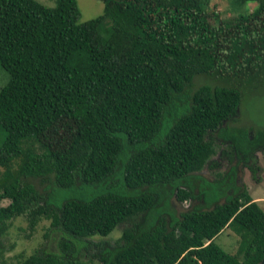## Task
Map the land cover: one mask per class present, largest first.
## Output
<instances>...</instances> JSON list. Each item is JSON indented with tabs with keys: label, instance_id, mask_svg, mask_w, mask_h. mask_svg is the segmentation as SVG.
Segmentation results:
<instances>
[{
	"label": "trees",
	"instance_id": "trees-1",
	"mask_svg": "<svg viewBox=\"0 0 264 264\" xmlns=\"http://www.w3.org/2000/svg\"><path fill=\"white\" fill-rule=\"evenodd\" d=\"M101 1L81 21L77 0H0V235L47 218L57 246L0 264H264V209L246 188L191 202L208 199L192 183L215 136L250 166L226 123L264 77V0H236L255 5L228 19L210 0ZM197 74L229 84L193 87ZM172 195L190 200L178 215ZM226 227L234 253L214 241Z\"/></svg>",
	"mask_w": 264,
	"mask_h": 264
},
{
	"label": "rangeland",
	"instance_id": "rangeland-1",
	"mask_svg": "<svg viewBox=\"0 0 264 264\" xmlns=\"http://www.w3.org/2000/svg\"><path fill=\"white\" fill-rule=\"evenodd\" d=\"M39 1L48 6H54L58 0ZM77 4L80 9L81 21L94 18L103 12L101 0H77ZM254 5L255 2H248L246 5L240 6L236 4V0H210L208 11L223 19H228L236 16L237 13L252 9ZM109 32L110 21L106 20L101 25V33L103 37H106ZM8 79L7 71L0 64V89L8 82ZM203 83L213 86L229 84L227 80L210 74L195 75L193 87ZM243 90V98L238 107V113L226 125L228 126V133L239 140L245 149L251 148V152L246 154V156H250V166L238 162L241 161V154L244 152L238 153L229 147L227 141H222V138L215 136L213 161L205 165L200 171L199 175L202 178L196 177L192 183L196 192L203 188L208 199L206 202L203 197L191 200L195 205L209 207L216 201H223L235 184L246 188L251 197L258 200L259 205L264 209V155L262 154V148H264V77H261L260 81L255 80L253 84H249ZM4 137L5 133L0 128V144ZM2 169L0 167V172ZM34 182L38 188L42 187L38 180L34 179ZM170 201L171 209L176 215L190 204V200L178 201L175 195L171 196ZM8 202L6 199L1 200L0 205H5ZM159 206L165 207L166 201L161 202ZM123 227L124 224L119 225L107 236L96 235L95 239L105 238L107 241L114 242L120 236ZM48 228H50V219L41 218L31 233L26 215L13 217L8 228L0 235V257L9 262H15L42 247L47 250H57L56 238L53 239L52 235L45 237ZM238 240V235L229 227H226L214 238L217 244L231 253L237 251Z\"/></svg>",
	"mask_w": 264,
	"mask_h": 264
},
{
	"label": "flooded vegetation",
	"instance_id": "flooded-vegetation-1",
	"mask_svg": "<svg viewBox=\"0 0 264 264\" xmlns=\"http://www.w3.org/2000/svg\"><path fill=\"white\" fill-rule=\"evenodd\" d=\"M261 152H262V151H261ZM262 154H263V152H262ZM250 160H251V159H250ZM241 162H242V161H241ZM242 163H243V162H242ZM237 164H238V163H237ZM243 165L247 166V164H245V163H244Z\"/></svg>",
	"mask_w": 264,
	"mask_h": 264
}]
</instances>
